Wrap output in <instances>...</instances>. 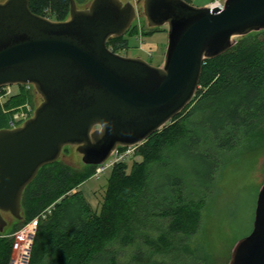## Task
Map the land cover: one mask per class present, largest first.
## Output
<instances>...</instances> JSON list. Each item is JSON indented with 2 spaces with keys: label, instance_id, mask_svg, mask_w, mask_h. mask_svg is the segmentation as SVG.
I'll use <instances>...</instances> for the list:
<instances>
[{
  "label": "water",
  "instance_id": "water-1",
  "mask_svg": "<svg viewBox=\"0 0 264 264\" xmlns=\"http://www.w3.org/2000/svg\"><path fill=\"white\" fill-rule=\"evenodd\" d=\"M149 27H168L165 62L154 67L108 47L132 28V1L93 0L70 19L34 14L30 0L0 2V88L34 86L42 98L21 127L0 131V232L22 220L25 190L45 166L76 147L86 166H103L119 147H140L194 101L206 60L264 32V0H227L225 9L185 0H141ZM230 264H264V186L252 233Z\"/></svg>",
  "mask_w": 264,
  "mask_h": 264
},
{
  "label": "trees",
  "instance_id": "trees-1",
  "mask_svg": "<svg viewBox=\"0 0 264 264\" xmlns=\"http://www.w3.org/2000/svg\"><path fill=\"white\" fill-rule=\"evenodd\" d=\"M70 7V0H30L34 14L54 22L67 21ZM138 33L133 27L108 47L122 54ZM20 88L0 103V131L29 101ZM263 131L264 32H258L205 61L192 104L137 149L141 162L112 169L99 210L80 191L97 167L77 171L59 161L25 190L22 220L11 235L52 208L39 222L28 264H211L203 234L207 198L226 164L253 153ZM3 236L0 264H11L13 240Z\"/></svg>",
  "mask_w": 264,
  "mask_h": 264
},
{
  "label": "rangeland",
  "instance_id": "rangeland-1",
  "mask_svg": "<svg viewBox=\"0 0 264 264\" xmlns=\"http://www.w3.org/2000/svg\"><path fill=\"white\" fill-rule=\"evenodd\" d=\"M5 1L0 0L1 3ZM92 1L89 0L85 5H78V9H88ZM121 1L124 4L132 1V4L136 6L138 14L132 28H138L139 32L138 36L129 38V49L121 55L141 58L154 67H161L165 62L168 48V27L159 28L158 32L146 36L153 29L149 27L144 15L143 3L138 4L141 0ZM208 3L209 0H191V4L197 8H205ZM25 92L29 97L27 105L35 113L42 103V98L34 86L25 89ZM12 93L17 96L21 93V88L13 86ZM7 100L3 98L2 104H5ZM24 113L25 110L20 111L15 114V117L20 116L21 118ZM259 140L255 144L253 153L242 155L236 161H230L226 164L218 176L215 189L210 192V196L207 198L208 206L205 211L203 234L206 236L204 238L209 248L211 264H230L236 245L253 231L257 200L264 186V133L261 134ZM127 157L126 163L129 169L136 162L142 161V158L137 156L133 149ZM60 161L77 171H82L86 166L76 147L66 148ZM111 172L112 168H108L99 177H96L95 173L92 179L80 187V191L83 192L95 210L100 209L101 199ZM17 226L18 221L13 219L9 228L3 233V237L10 238L12 231ZM25 256V253L13 251L11 264H25Z\"/></svg>",
  "mask_w": 264,
  "mask_h": 264
},
{
  "label": "built area",
  "instance_id": "built-area-1",
  "mask_svg": "<svg viewBox=\"0 0 264 264\" xmlns=\"http://www.w3.org/2000/svg\"><path fill=\"white\" fill-rule=\"evenodd\" d=\"M226 2L227 0H209V3L207 4L206 8H210L211 11H213V9L219 7L222 9L221 11H223L225 9ZM24 87L26 89H29L31 86ZM14 96L16 95L12 93V87L0 88V102L3 98L9 99ZM24 110L25 113L21 115V118L20 116H14V120L11 123V128L14 129L21 127L26 121H28L34 116V111L31 110L28 105L21 109V111ZM132 149L136 153L138 147L117 148V150L112 154L111 158L103 166L97 167L96 177L103 175L108 168L113 169L117 164L126 163V160L128 158L127 156L128 154H130ZM51 210L52 208L46 210V212L42 214L40 218L35 219L27 225H24L19 231L10 236V238L13 240V251L16 253H25V255H27V260L25 261L24 259L25 264H28L29 262L31 248L37 232V228L39 226V222L43 219H46L47 216L51 214Z\"/></svg>",
  "mask_w": 264,
  "mask_h": 264
},
{
  "label": "bare ground",
  "instance_id": "bare-ground-1",
  "mask_svg": "<svg viewBox=\"0 0 264 264\" xmlns=\"http://www.w3.org/2000/svg\"><path fill=\"white\" fill-rule=\"evenodd\" d=\"M27 260V255L25 256V261Z\"/></svg>",
  "mask_w": 264,
  "mask_h": 264
},
{
  "label": "crops",
  "instance_id": "crops-1",
  "mask_svg": "<svg viewBox=\"0 0 264 264\" xmlns=\"http://www.w3.org/2000/svg\"><path fill=\"white\" fill-rule=\"evenodd\" d=\"M81 189V188H80Z\"/></svg>",
  "mask_w": 264,
  "mask_h": 264
}]
</instances>
